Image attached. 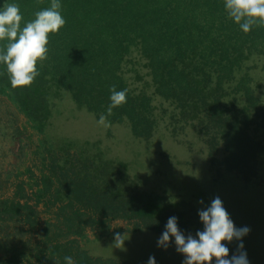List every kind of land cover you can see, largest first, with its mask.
Listing matches in <instances>:
<instances>
[{"label":"rangeland","instance_id":"obj_1","mask_svg":"<svg viewBox=\"0 0 264 264\" xmlns=\"http://www.w3.org/2000/svg\"><path fill=\"white\" fill-rule=\"evenodd\" d=\"M122 71L131 92L151 99V133L106 116L101 125L102 114L55 88L32 119L0 85V262L147 264L154 256L182 264L174 238L166 250L157 246L168 218L194 235L203 229L198 210L219 196L235 225L251 229L243 238L250 264H264V154L257 174L232 165L210 111L161 96L136 49ZM246 73L264 103V59L254 57L225 84L232 109L244 105L238 82ZM259 116L240 118L264 146Z\"/></svg>","mask_w":264,"mask_h":264},{"label":"trees","instance_id":"obj_2","mask_svg":"<svg viewBox=\"0 0 264 264\" xmlns=\"http://www.w3.org/2000/svg\"><path fill=\"white\" fill-rule=\"evenodd\" d=\"M16 2L24 19L30 20L34 12L50 7L51 0ZM61 3L66 24L58 34L50 35L48 57L38 64L40 75L33 83L13 88L0 66L2 89L8 90L32 119L42 115L46 98L55 88L110 120L151 133V99L131 92L122 71L125 59L136 49L148 61L157 92L209 110L207 119L221 129L226 160L248 174H257L264 146L247 132V124L240 117L252 121L261 112L264 116V103L247 73L238 82L244 101L241 109L235 103L234 109L226 105L225 84L235 79L245 61L264 59V25H254L250 32L243 33L228 18L224 0ZM113 86L117 91L127 89V102L108 115L109 89ZM148 207L144 204L142 210Z\"/></svg>","mask_w":264,"mask_h":264},{"label":"clouds","instance_id":"obj_3","mask_svg":"<svg viewBox=\"0 0 264 264\" xmlns=\"http://www.w3.org/2000/svg\"><path fill=\"white\" fill-rule=\"evenodd\" d=\"M223 6L228 18L243 33L250 32L254 25H264V0H224ZM65 24L61 0H51L50 7L34 12L30 20L24 19L16 0H0V66L8 74L13 88L30 86L40 75L38 64L48 57L50 35L58 34ZM109 91L107 114L111 115L114 108L127 102V89L117 91L113 86ZM105 120L101 115L98 123L104 125ZM198 216L203 229L194 235H185L178 226V217H169L157 246L166 250L174 238L176 251L184 257L182 264H250L243 238L251 229L235 225L219 196L199 209ZM121 237L116 233L115 241ZM234 239L239 241L238 254L229 257L228 245ZM64 262L75 264L71 256H65ZM147 264H156L155 257L150 256Z\"/></svg>","mask_w":264,"mask_h":264}]
</instances>
